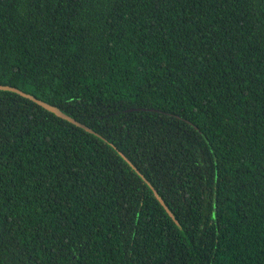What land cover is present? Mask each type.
<instances>
[{
  "label": "trees",
  "instance_id": "obj_1",
  "mask_svg": "<svg viewBox=\"0 0 264 264\" xmlns=\"http://www.w3.org/2000/svg\"><path fill=\"white\" fill-rule=\"evenodd\" d=\"M0 85L93 131L0 90V264H264V0H0Z\"/></svg>",
  "mask_w": 264,
  "mask_h": 264
},
{
  "label": "water",
  "instance_id": "obj_2",
  "mask_svg": "<svg viewBox=\"0 0 264 264\" xmlns=\"http://www.w3.org/2000/svg\"><path fill=\"white\" fill-rule=\"evenodd\" d=\"M0 90H4V91H11L14 93H17L25 98H28L30 100H32L33 102H35L36 104H38L39 106L43 107L44 109H46L47 111L55 114L56 116L74 124L75 126H78L84 130H86L87 132H93L90 128L86 127L84 124H81L80 122L76 121L75 119H73L72 117L66 115L65 113H63L59 108L52 106L46 102H43L41 100L36 99L35 97H33L30 94L24 93L23 91L14 88V87H10V86H2L0 85ZM126 161H128L126 159ZM128 163L130 164V162L128 161ZM148 184V183H147ZM149 185V184H148ZM154 194V197L159 200V202L161 203V205L165 208L166 212L168 213V215L175 220V217L173 215V213L168 209V207L165 205L164 201L162 200V198L160 196L157 195V193L155 192V190L152 191ZM176 221V220H175ZM176 223L178 224V222L176 221Z\"/></svg>",
  "mask_w": 264,
  "mask_h": 264
}]
</instances>
